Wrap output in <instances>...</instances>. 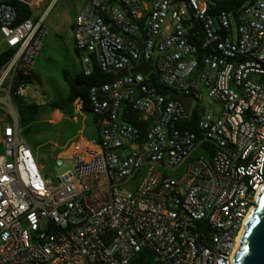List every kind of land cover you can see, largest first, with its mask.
Returning a JSON list of instances; mask_svg holds the SVG:
<instances>
[{
    "label": "built area",
    "instance_id": "1",
    "mask_svg": "<svg viewBox=\"0 0 264 264\" xmlns=\"http://www.w3.org/2000/svg\"><path fill=\"white\" fill-rule=\"evenodd\" d=\"M15 1L33 16L18 23L0 0V55L11 53L0 68V264H132L146 249L153 264H234L264 188V0L235 19L211 14L209 0H86L72 29L82 72L94 59L116 79L88 93L99 139L78 131L55 146L53 167H70L55 184L14 101L31 96L48 10ZM142 63L147 76L133 72ZM150 74L191 97L190 111L146 84ZM196 107L201 138L176 127Z\"/></svg>",
    "mask_w": 264,
    "mask_h": 264
},
{
    "label": "trees",
    "instance_id": "2",
    "mask_svg": "<svg viewBox=\"0 0 264 264\" xmlns=\"http://www.w3.org/2000/svg\"><path fill=\"white\" fill-rule=\"evenodd\" d=\"M12 4L17 12V22H22L33 16V12L24 5L16 2L15 0H4ZM253 0H209V11L211 14H217L219 12H226L230 14L234 19L238 16L241 9ZM73 25H71V30ZM74 53L79 57V54L75 48ZM11 53L5 52L0 55V68L7 63L10 59ZM35 73L26 79L31 84L35 79ZM61 79L66 87V94L58 99L52 101H46L43 103L29 102L27 99L15 98L14 101L18 107L19 125L22 128V136L27 144L32 148L43 147L47 151L50 150L49 146H44L45 137L44 134L48 131L46 124H41L40 120L42 115L46 111H60L63 115L71 117L73 112V105L75 102L81 103V113L88 116H92L90 108L89 90L94 87H101L104 84L113 82L116 79L115 75L103 73L98 67L97 63L93 59L92 71L90 76H85L82 71L73 74L69 69L63 68L61 70ZM146 84L155 89L158 93L164 95L167 98H172L170 93L172 90L164 85L160 84L158 79L150 74L146 78ZM199 118L198 108H193L190 117L187 121L177 124V128L183 131H189L197 134L198 138H201L200 133L197 131V121ZM122 119L137 128L143 130L144 123L140 120V117L130 112H124ZM97 122V120L95 119ZM147 125V123H146ZM50 130V129H49ZM53 132L52 130H50ZM69 137V136H68ZM65 138V139H68ZM98 140V136L95 138ZM207 147L203 145L197 154H203L209 158L210 153L204 151ZM44 176H46L44 174ZM132 264H153L152 254L149 250H142L135 255Z\"/></svg>",
    "mask_w": 264,
    "mask_h": 264
},
{
    "label": "rangeland",
    "instance_id": "3",
    "mask_svg": "<svg viewBox=\"0 0 264 264\" xmlns=\"http://www.w3.org/2000/svg\"><path fill=\"white\" fill-rule=\"evenodd\" d=\"M52 0H44L40 9H34V15L40 13L48 6ZM80 0H53L48 8L46 22L50 28V35L44 44L40 56L36 63V77L30 84L31 96L29 102L43 103L63 97L66 94V87L61 79V70L69 69L73 74L77 72L75 68L76 57L72 49L71 22L75 17V10ZM50 111L43 113L40 123L46 124L49 129L44 134L45 144H57L59 147L65 145L68 136L78 127L79 114L72 112V116L63 115L66 120L62 125H51L45 121ZM59 113H61L59 111ZM62 114V113H61ZM58 137L57 139H55ZM32 149V148H31ZM36 161L41 167V171L47 178L55 184V178L62 176L69 171L70 167L65 164L60 168H54V155L46 148L37 147L32 149ZM57 150L55 154L59 153ZM68 152V151H66ZM64 152L62 159L67 157Z\"/></svg>",
    "mask_w": 264,
    "mask_h": 264
},
{
    "label": "water",
    "instance_id": "4",
    "mask_svg": "<svg viewBox=\"0 0 264 264\" xmlns=\"http://www.w3.org/2000/svg\"><path fill=\"white\" fill-rule=\"evenodd\" d=\"M120 7L124 10L123 5H120ZM105 24L107 25L108 22L105 21ZM133 72H140L144 76H147L149 68L146 64L142 63ZM125 76H127L126 72L118 75V77ZM170 96L180 100L185 109L190 111L191 97L175 91H172ZM234 264H264V188H262L255 206L247 219L239 247L234 257Z\"/></svg>",
    "mask_w": 264,
    "mask_h": 264
},
{
    "label": "crops",
    "instance_id": "5",
    "mask_svg": "<svg viewBox=\"0 0 264 264\" xmlns=\"http://www.w3.org/2000/svg\"><path fill=\"white\" fill-rule=\"evenodd\" d=\"M53 2V0H52ZM51 2V3H52ZM86 0H80L79 4L77 5L76 7V10H75V14L77 15V13L79 12V10L83 7V5L85 4ZM43 3H44V0H43ZM51 3L45 7V9L48 10V8L50 7ZM41 14V13H40ZM75 15V16H76ZM75 18V17H74ZM74 18L72 19V22H71V25H73V21H74ZM72 31V30H71ZM50 35V34H49ZM49 37V36H48ZM48 39V38H47ZM46 39V41H47ZM46 41L44 42V44L46 43ZM72 49L75 48L74 47V44H73V38H72ZM44 46V45H43ZM74 52V51H73ZM41 53V52H40ZM75 57H76V61H75V68L77 70V72L79 71H82V67H81V62H80V58L77 57V55L74 53ZM40 56V55H39ZM39 58V57H38ZM38 60V59H37ZM37 63V61H36ZM35 73V76L37 75L36 74V65H35V68H34V71ZM76 72V73H77ZM43 116V115H42ZM79 116H81L79 118V122H78V127L77 129L72 132L70 134V136L68 137V139L66 140V142L70 141L74 135L78 132V131H81L83 132L84 136L90 138V139H95L97 136H99V130H98V127H97V122L95 121V118L93 116H88L84 113H80ZM42 119V118H41ZM64 120H66V118L63 116V114L59 113V111H52L47 117H46V120L47 122H49V124L51 125H62L64 124ZM58 137H56L55 139H57ZM65 142V143H66ZM57 144H50V150L49 152L51 154L54 153V149H55V146ZM49 146V145H48Z\"/></svg>",
    "mask_w": 264,
    "mask_h": 264
}]
</instances>
